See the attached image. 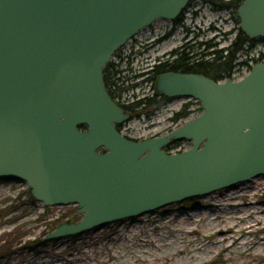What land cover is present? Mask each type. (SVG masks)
<instances>
[{"label": "water", "instance_id": "obj_1", "mask_svg": "<svg viewBox=\"0 0 264 264\" xmlns=\"http://www.w3.org/2000/svg\"><path fill=\"white\" fill-rule=\"evenodd\" d=\"M189 0H0V181L26 183L45 207L77 205L76 224L47 241L207 196L264 176V63L239 81L166 73L155 91L191 98L202 114L164 137L121 135L125 113L103 71L114 53ZM237 15L264 38V0ZM191 141L168 154L172 141Z\"/></svg>", "mask_w": 264, "mask_h": 264}, {"label": "rangeland", "instance_id": "obj_2", "mask_svg": "<svg viewBox=\"0 0 264 264\" xmlns=\"http://www.w3.org/2000/svg\"><path fill=\"white\" fill-rule=\"evenodd\" d=\"M179 17L181 24L174 29L171 22L166 20L154 22L112 56L108 64L118 63L116 71H120V76L124 77L122 83L117 84L121 91L114 94L115 101L120 106L131 105L152 93V84L146 81L149 77L146 73L157 65L154 59L166 55L170 50L181 49L179 52H182L186 45L194 47L193 57L207 52L206 47L199 46L200 43L209 44L212 47L209 51L224 49L235 39L240 29L237 10H220L201 1L191 4L188 2ZM170 29L174 30L173 35L164 43L158 44L156 41L168 34ZM259 39L237 58V64L231 73L233 81L246 76L253 62L264 61V39ZM118 54L122 55L120 62L117 61ZM140 71H144L145 75L140 77ZM132 85L137 87L128 88ZM181 107L183 108L179 112ZM183 112L185 115L182 118L172 120L176 113ZM201 114L200 104L196 100L178 98L171 104L161 106L148 118L131 117L123 124L121 133L134 141L164 137ZM190 148L191 141L183 140L171 142L165 150L169 154H177ZM252 180L254 181L251 183L244 182L246 184L241 187L233 186L226 194L219 190L136 218L50 241H47V236L60 224H76L83 218V215H77L78 206L45 207L32 197L26 183L2 180L0 264H249L253 260L262 261L250 250L251 246H242L241 240L228 251H224V248L230 242L225 241L210 248L192 251L191 254L175 255L178 249L185 248L180 239L186 238L196 244L203 240V236L210 235L218 220H224L236 210L241 211V208L234 210L226 207L224 199L232 197L237 202H244L255 195L253 200L264 205V176ZM249 189H252L250 195H244ZM202 205L213 207L197 219L190 217ZM12 216L16 217L15 220L3 221ZM190 229L196 230V233L188 235ZM243 235L244 231L239 233V236ZM263 235L258 234L257 239ZM250 239L252 238H248L247 242H251Z\"/></svg>", "mask_w": 264, "mask_h": 264}, {"label": "trees", "instance_id": "obj_3", "mask_svg": "<svg viewBox=\"0 0 264 264\" xmlns=\"http://www.w3.org/2000/svg\"><path fill=\"white\" fill-rule=\"evenodd\" d=\"M194 1H201L206 4H210L217 7L220 10L234 8L235 10L244 2V0H189L190 4ZM176 23H181V18L175 20ZM258 40H251L246 37L241 30L235 39L229 44L228 47L220 50H211L212 47L209 44L200 43L199 46H204L207 52L203 54L200 53L194 57L195 61L193 63L188 62V57L186 53H180L177 60L169 66L171 70H180L183 73H191L196 75H202L209 78L215 82L230 79L231 73L236 66L237 58L244 54L247 49L253 47V45ZM246 48V50H245ZM163 65H156L152 68L149 73H146L148 80L156 81V78L160 76L162 72ZM124 77L120 76V71H116V67L113 64H108L103 71V80L105 87L111 96L115 100L114 94L120 90L117 85L119 82L122 83ZM161 103H157L154 100L142 99L133 102L131 105L121 106L125 111L131 112L132 117H150L155 110L160 107ZM186 109V108H185ZM185 115L183 113H176L174 115L173 121H177Z\"/></svg>", "mask_w": 264, "mask_h": 264}, {"label": "bare ground", "instance_id": "obj_4", "mask_svg": "<svg viewBox=\"0 0 264 264\" xmlns=\"http://www.w3.org/2000/svg\"><path fill=\"white\" fill-rule=\"evenodd\" d=\"M252 181L254 180L248 181L246 183H251ZM246 183L238 184L236 185V187H241ZM232 189L233 187L230 189H224L223 192L226 194ZM251 192L252 189H249V191H247V193H245L244 195L248 196L250 195ZM254 198L255 195L252 196L251 200H246L244 202H237L236 201L237 199L232 197L224 199L223 201L226 203L225 204L226 207L228 206L229 208H232L234 210H236L237 208H241V211L236 210L233 213H229L228 215L231 214V216L225 217L224 220H218V223L215 225L210 235L203 236V240H200L196 244L194 241L187 240L186 238L180 239L179 240L181 241L180 243L185 244L184 245L185 248L178 249L175 255L181 256L184 254H191L192 251H199L202 250L203 248H210L214 244L219 245L220 242H225V241L230 242V245L224 248V251H228V249L236 246L241 240L243 242L242 246H251L250 250H253L252 252L256 253L257 254L256 256H258V258H261L262 261L264 262V245H263L264 243H261L262 241H264V235L261 238L257 239L258 234H264V205L259 204L257 201L253 200ZM217 205L222 206L223 204H217ZM211 207L213 206L212 205L210 207L207 205L198 206L196 208L197 210H195L196 212L195 211L194 213L192 212L190 217H192L193 219H197L199 215L201 214L205 215L207 213V210ZM15 218L16 217L12 216L3 221L7 222L9 220H15ZM242 231H244V235H245V237L243 235L244 238L239 236V233ZM195 233L196 230L194 229H190L187 232L188 235H193ZM208 237H210V239ZM248 238H252L250 239L251 242H247ZM245 253H248L247 250H245ZM262 261L253 260L249 264H261ZM201 264H206V263H201Z\"/></svg>", "mask_w": 264, "mask_h": 264}, {"label": "flooded vegetation", "instance_id": "obj_5", "mask_svg": "<svg viewBox=\"0 0 264 264\" xmlns=\"http://www.w3.org/2000/svg\"><path fill=\"white\" fill-rule=\"evenodd\" d=\"M181 23H176V22H171V26H172V28L174 29L176 26H179ZM171 30L170 29V31H169V33L168 34H165L163 37H161L160 39H158L156 42L159 44V43H164L165 41H167L172 35H173V32H174V30ZM187 31V30H186ZM181 50V49H180ZM180 50H176V51H174V50H170L166 55H162L161 57H158L157 59H154V60H156V63L155 64H157V65H163L164 67H163V69H162V72L160 73V75H162V74H166V73H179V74H191V73H183V72H181L180 70H171L170 68H169V66L171 65V64H173V62L175 61V60H177V58H178V55L180 54V53H186L187 54V57H188V62H190V63H193L194 62V57H193V51H194V47L193 46H188V45H186V47L185 48H183V50L184 51H182V52H179ZM118 57H117V61L118 62H120L121 61V59H122V55H117ZM115 67L117 68L118 67V63H116L115 64ZM152 68H154V67H152ZM151 68V69H152ZM149 73V72H148ZM146 81H149L151 84H152V93L150 94V95H148L147 97H146V99H149V100H154L155 102H157V103H161L160 104V107L161 106H163V105H167V104H171V103H173L174 101H176V99H178V98H168V97H165V96H158L157 94H156V91H155V81H153V80H146ZM134 87H137V85H132V86H129L128 88H134ZM122 92H125V90H122ZM159 107V108H160ZM158 108V109H159ZM182 108L183 107H181L180 109H179V112H181V110H182ZM157 109V110H158ZM157 110H155L154 111V113L157 111ZM127 112V111H126ZM127 113H129L130 114V116L132 117V114H131V112H127ZM153 113V114H154ZM122 127H123V125H119L118 126V130L121 132V129H122Z\"/></svg>", "mask_w": 264, "mask_h": 264}, {"label": "built area", "instance_id": "obj_6", "mask_svg": "<svg viewBox=\"0 0 264 264\" xmlns=\"http://www.w3.org/2000/svg\"><path fill=\"white\" fill-rule=\"evenodd\" d=\"M252 61V60H251ZM254 63V62H253Z\"/></svg>", "mask_w": 264, "mask_h": 264}]
</instances>
